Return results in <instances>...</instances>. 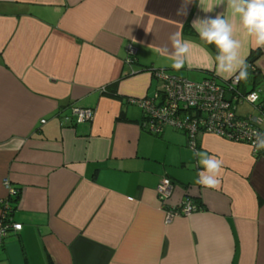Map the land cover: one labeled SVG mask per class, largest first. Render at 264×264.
<instances>
[{"label":"crops","instance_id":"obj_1","mask_svg":"<svg viewBox=\"0 0 264 264\" xmlns=\"http://www.w3.org/2000/svg\"><path fill=\"white\" fill-rule=\"evenodd\" d=\"M206 7L207 0H0V201L8 180L20 192L13 220L22 225L6 238L0 264H264V157L217 135L202 136L196 150L182 131L151 135L142 109L129 103L164 87L150 68L191 81L232 79L204 66L208 55L217 66V49L193 22L230 15L226 0ZM177 31L193 44L178 71L158 51H174ZM235 36L246 62L262 52L254 63L262 81L242 80L240 93L254 90L264 102V47L239 30ZM113 87L121 100L108 95ZM237 105L239 117L261 118L264 130V112ZM74 107L94 118L75 123ZM66 116L72 123L62 126ZM202 151L223 161L218 189L196 183ZM164 178L174 187L163 209ZM185 199L201 210L167 224L166 207Z\"/></svg>","mask_w":264,"mask_h":264},{"label":"built area","instance_id":"obj_2","mask_svg":"<svg viewBox=\"0 0 264 264\" xmlns=\"http://www.w3.org/2000/svg\"><path fill=\"white\" fill-rule=\"evenodd\" d=\"M137 50L129 48L127 63H133ZM249 68L253 69L251 64ZM238 76V75H237ZM164 83L162 90L153 97L134 99L129 103L139 106L144 114L143 129L151 135H160L168 127L182 131L188 135L189 147L196 150L199 139L206 135H217L228 140L244 143L252 149L256 137L254 132L264 133L260 124L262 119L255 116L239 117L237 104L247 102L254 106L260 113L264 112V102L258 94V99L253 103L247 99L251 93L242 94L238 91L237 84H233V78L229 82H220L214 77H208L201 81H191L165 71H157L156 76ZM75 123H87L94 118V111L74 107ZM73 120L70 116L62 118V126L69 125ZM42 123H46L43 121ZM259 142V141H258ZM256 155L264 157V150L255 151ZM8 194L12 197L18 195L8 180L4 181ZM173 183L164 178L157 187V194L164 209L166 200L173 192ZM0 214V250L4 247L5 239L10 231H20L21 224L14 223L10 218V205L7 201H1ZM201 208L191 199L183 200L179 205L166 207V223H171L174 218L190 216Z\"/></svg>","mask_w":264,"mask_h":264},{"label":"clouds","instance_id":"obj_3","mask_svg":"<svg viewBox=\"0 0 264 264\" xmlns=\"http://www.w3.org/2000/svg\"><path fill=\"white\" fill-rule=\"evenodd\" d=\"M202 3L205 0H201ZM224 3V0H207V7L204 11H212L214 6ZM229 16L218 14L214 19H197L192 27L198 32L201 41L207 44H214L217 49L215 61L217 66L213 67V59L207 56L208 62L204 65L209 70H215L217 75L224 78H233V84L248 78V67L246 56L241 55L243 43L236 38L237 30L241 31L245 38H250L254 47H264V0H226ZM174 51L169 53L168 48L158 49L161 55L168 56L172 61L171 67L180 70L184 67L190 53V40L182 38L180 31L174 32L169 37ZM207 55V54H206ZM239 71V75H235ZM227 74V75H225ZM257 93H251L247 98L251 102L258 99ZM256 137L253 142L255 151L264 150V133L254 132ZM259 141V142H258ZM202 171L199 172V179L196 180L206 188L218 189L221 185V173L223 161L215 156H209L207 152L195 153Z\"/></svg>","mask_w":264,"mask_h":264},{"label":"trees","instance_id":"obj_4","mask_svg":"<svg viewBox=\"0 0 264 264\" xmlns=\"http://www.w3.org/2000/svg\"><path fill=\"white\" fill-rule=\"evenodd\" d=\"M187 27V26H186ZM191 31V35H194L193 34V31L192 30H190ZM190 31H187L186 30V34H189L190 33ZM213 46H215L214 44H212ZM261 53L262 52H260V51H256L251 57H249L248 58V60H247V62H248V64H251L252 66H253V69H252V71H251V69L248 67V69H247V71H248V80H250L251 81V84H253V85H255V84H257V83H260V81H262V73L260 72V70L256 67V68H254V63H255V61L257 60V58L259 57V55H261ZM147 71H150L152 74H153V76H156V70H154V69H148ZM244 82H246V81H244ZM241 85V84H240ZM240 85L238 86V91L239 92H241V89H240ZM244 87H245V85H244ZM244 87H241L242 89L244 88ZM116 87H113V89H109V90H107V93H108V95L110 96V97H113L114 99H122L119 95H118V92H117V90L115 89ZM246 88V87H245ZM254 90H251L250 92H253ZM250 92H246L245 94H248V93H250ZM243 93V92H242ZM120 118H121V116H120ZM19 196H20V192L18 191V195H16L15 197H12L10 194H8V196L6 197V198H4V199H2L3 200V202L4 201H7L8 202V205H10V210H9V212H10V218L13 220V215H14V212H15V209H16V206H17V204H18V202H19ZM1 200V201H2ZM0 201V210H1V205H3L2 204V202ZM13 222L14 223H16L14 220H13ZM11 232V231H10ZM10 232L8 233V235L10 234ZM8 235H7V237H8ZM6 237V238H7ZM6 240V239H5ZM5 244V243H4ZM4 248V247H3ZM2 248V249H3ZM1 249V250H2ZM0 250V251H1Z\"/></svg>","mask_w":264,"mask_h":264},{"label":"rangeland","instance_id":"obj_5","mask_svg":"<svg viewBox=\"0 0 264 264\" xmlns=\"http://www.w3.org/2000/svg\"><path fill=\"white\" fill-rule=\"evenodd\" d=\"M134 57H135V56H133V58H134ZM127 64L131 66V65L135 64V60H134L133 63H127ZM169 72L171 73V75H174V74H172L173 71L168 70L167 73L170 74ZM181 77H186V76H181ZM230 80H231V79H230ZM230 80H229V81H230ZM229 81H227V82H229ZM241 82H242V80H241ZM241 82H240V84H241ZM159 84H160V86H162V83H161V82H159ZM250 85H251V84H250ZM250 85L247 83V87H249ZM243 86H244V84H243ZM249 89H251V87H249Z\"/></svg>","mask_w":264,"mask_h":264}]
</instances>
